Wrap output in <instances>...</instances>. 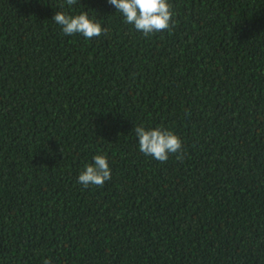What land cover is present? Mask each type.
I'll list each match as a JSON object with an SVG mask.
<instances>
[{
    "label": "trees",
    "instance_id": "obj_1",
    "mask_svg": "<svg viewBox=\"0 0 264 264\" xmlns=\"http://www.w3.org/2000/svg\"><path fill=\"white\" fill-rule=\"evenodd\" d=\"M168 3L145 37L108 0H0V264H264V0ZM140 125L182 151L145 156Z\"/></svg>",
    "mask_w": 264,
    "mask_h": 264
},
{
    "label": "clouds",
    "instance_id": "obj_2",
    "mask_svg": "<svg viewBox=\"0 0 264 264\" xmlns=\"http://www.w3.org/2000/svg\"><path fill=\"white\" fill-rule=\"evenodd\" d=\"M71 7L78 0H65ZM108 3L121 13L127 24L133 25L135 30L145 37L153 33L167 31L172 26L173 12L168 0H108ZM64 5H61L63 7ZM52 21L61 27L65 36L82 35L90 40L101 35H107L108 29L103 28L97 21L91 19L87 11L78 15H69L63 11H57ZM138 138L139 151L145 156H151L164 163L170 154L182 151L181 139L171 130L157 127L146 129L145 126H135L133 129ZM178 156V159H182ZM94 164L85 166V170L78 177V182L85 188L91 186L103 187L104 183L111 179V169L106 156L95 155ZM44 264H50L45 260Z\"/></svg>",
    "mask_w": 264,
    "mask_h": 264
}]
</instances>
